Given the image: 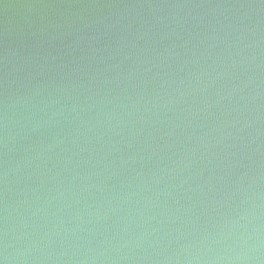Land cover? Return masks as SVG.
Here are the masks:
<instances>
[{"label":"water","instance_id":"water-1","mask_svg":"<svg viewBox=\"0 0 264 264\" xmlns=\"http://www.w3.org/2000/svg\"><path fill=\"white\" fill-rule=\"evenodd\" d=\"M0 264H264V0H0Z\"/></svg>","mask_w":264,"mask_h":264}]
</instances>
